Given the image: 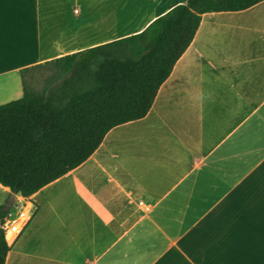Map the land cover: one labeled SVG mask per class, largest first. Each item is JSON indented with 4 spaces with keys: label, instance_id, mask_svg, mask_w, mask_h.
I'll list each match as a JSON object with an SVG mask.
<instances>
[{
    "label": "crops",
    "instance_id": "obj_1",
    "mask_svg": "<svg viewBox=\"0 0 264 264\" xmlns=\"http://www.w3.org/2000/svg\"><path fill=\"white\" fill-rule=\"evenodd\" d=\"M185 1L0 0V104L22 96L23 69ZM26 199L4 264H264V0L202 13L147 114Z\"/></svg>",
    "mask_w": 264,
    "mask_h": 264
},
{
    "label": "trees",
    "instance_id": "obj_2",
    "mask_svg": "<svg viewBox=\"0 0 264 264\" xmlns=\"http://www.w3.org/2000/svg\"><path fill=\"white\" fill-rule=\"evenodd\" d=\"M259 1L173 2L137 33L50 61L38 88L27 85L23 69L22 96L0 104V184L29 197L77 167L112 127L147 114L202 13ZM9 250L0 228V264Z\"/></svg>",
    "mask_w": 264,
    "mask_h": 264
},
{
    "label": "built area",
    "instance_id": "obj_3",
    "mask_svg": "<svg viewBox=\"0 0 264 264\" xmlns=\"http://www.w3.org/2000/svg\"><path fill=\"white\" fill-rule=\"evenodd\" d=\"M33 216V205L26 197H16L13 206L0 221L5 239L11 241L19 237L28 227Z\"/></svg>",
    "mask_w": 264,
    "mask_h": 264
},
{
    "label": "rangeland",
    "instance_id": "obj_4",
    "mask_svg": "<svg viewBox=\"0 0 264 264\" xmlns=\"http://www.w3.org/2000/svg\"><path fill=\"white\" fill-rule=\"evenodd\" d=\"M51 66H40L33 68L29 73L26 74L25 80L28 86L35 88L40 87L43 83L45 76L50 73ZM19 199V197H17Z\"/></svg>",
    "mask_w": 264,
    "mask_h": 264
},
{
    "label": "water",
    "instance_id": "obj_5",
    "mask_svg": "<svg viewBox=\"0 0 264 264\" xmlns=\"http://www.w3.org/2000/svg\"><path fill=\"white\" fill-rule=\"evenodd\" d=\"M18 195L19 193L9 192L4 203L0 206V213L9 211Z\"/></svg>",
    "mask_w": 264,
    "mask_h": 264
}]
</instances>
